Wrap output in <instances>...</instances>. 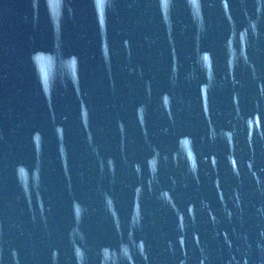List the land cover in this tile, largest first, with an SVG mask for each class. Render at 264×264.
Instances as JSON below:
<instances>
[{"label": "water", "instance_id": "water-1", "mask_svg": "<svg viewBox=\"0 0 264 264\" xmlns=\"http://www.w3.org/2000/svg\"><path fill=\"white\" fill-rule=\"evenodd\" d=\"M0 264H264V0H0Z\"/></svg>", "mask_w": 264, "mask_h": 264}]
</instances>
